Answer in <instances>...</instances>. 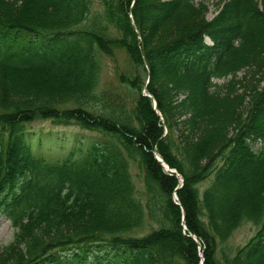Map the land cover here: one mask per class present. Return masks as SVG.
Wrapping results in <instances>:
<instances>
[{
	"label": "trees",
	"instance_id": "trees-1",
	"mask_svg": "<svg viewBox=\"0 0 264 264\" xmlns=\"http://www.w3.org/2000/svg\"><path fill=\"white\" fill-rule=\"evenodd\" d=\"M116 50L129 105L98 90ZM38 120L96 139L51 159ZM262 120L264 0H0V264H264Z\"/></svg>",
	"mask_w": 264,
	"mask_h": 264
},
{
	"label": "rangeland",
	"instance_id": "rangeland-1",
	"mask_svg": "<svg viewBox=\"0 0 264 264\" xmlns=\"http://www.w3.org/2000/svg\"><path fill=\"white\" fill-rule=\"evenodd\" d=\"M224 0H193V2L204 8L205 20H211L218 11V7ZM209 42L208 39H206ZM101 74L98 90L104 93V97L113 103L117 98L122 102H129L135 99L134 91H130L121 77L131 79L134 75L144 78L141 67H132L122 50H116L113 57H104L101 64ZM244 75L243 71L237 72L234 79H241ZM228 76L225 79H218L216 82L223 87L226 86L231 79ZM148 80V77H147ZM146 80V82H147ZM145 92V89L143 90ZM264 123V120H262ZM30 139L35 153L55 159L67 156L74 144L75 140L79 142L93 141L96 134L89 130L80 129L76 125L58 126L52 124L49 120H38L29 125ZM48 140L49 144L45 147L36 146L39 138ZM259 141L251 143L252 147H258ZM77 145V143H76ZM46 158V159H48ZM131 173L137 188L142 187V174L136 166H131ZM256 227L251 223H243L235 229L231 237L225 242V246L230 252H234L238 247L243 246L252 235H254ZM15 238V228L11 222L4 216H0V250L7 247Z\"/></svg>",
	"mask_w": 264,
	"mask_h": 264
},
{
	"label": "water",
	"instance_id": "water-1",
	"mask_svg": "<svg viewBox=\"0 0 264 264\" xmlns=\"http://www.w3.org/2000/svg\"><path fill=\"white\" fill-rule=\"evenodd\" d=\"M153 108L156 110V102L155 100H153ZM157 111V110H156ZM159 115L160 113L157 112ZM155 159L161 164L162 168H163V171L165 173H175V170L174 169H171L169 168L162 160L161 158L156 154V152L153 153ZM176 176L178 177L179 181H181V177H179V175L176 174ZM175 198V196H174Z\"/></svg>",
	"mask_w": 264,
	"mask_h": 264
}]
</instances>
